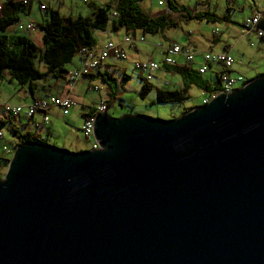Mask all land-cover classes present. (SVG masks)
Listing matches in <instances>:
<instances>
[{
	"label": "water",
	"instance_id": "water-1",
	"mask_svg": "<svg viewBox=\"0 0 264 264\" xmlns=\"http://www.w3.org/2000/svg\"><path fill=\"white\" fill-rule=\"evenodd\" d=\"M108 107L96 148L13 146L0 264H264V73L171 119Z\"/></svg>",
	"mask_w": 264,
	"mask_h": 264
},
{
	"label": "trees",
	"instance_id": "trees-1",
	"mask_svg": "<svg viewBox=\"0 0 264 264\" xmlns=\"http://www.w3.org/2000/svg\"><path fill=\"white\" fill-rule=\"evenodd\" d=\"M29 0H2L0 5V78L7 75L25 93L35 99V93L43 88L41 81L47 77L53 79L64 78L67 72L65 66L80 53V49H94L96 40L93 35L95 31H114L122 28L125 31L139 30L143 34H155L164 26H171L165 17H149L138 5L137 0H108L102 5L89 3L91 12L89 16L77 14L62 15L57 9L45 5L43 16L34 25L40 33V45L35 44L23 33L8 32L7 28L19 19V14H25ZM164 5L173 10L170 0H164ZM195 19L209 20L208 13L194 14ZM166 67L177 73L181 78V85L177 88H155V103L180 104L187 98V91L191 85H195L202 95L218 91L220 81L218 73H212L205 79L195 81L194 75H199L190 67L184 65H166ZM262 73H258V76ZM92 76L91 74H88ZM86 75V76H88ZM245 78V82L254 78ZM141 77V76H139ZM103 81L113 79L101 77ZM125 80V75L121 76ZM138 95H143L150 89V80L145 81L142 77ZM114 81V80H113ZM244 82V83H245ZM114 84V83H113ZM111 89V86L108 85ZM108 103V102H107ZM106 104V103H105ZM196 105H188L179 110V114L186 112ZM92 107L87 113H92ZM178 114V115H179ZM81 117L86 115L82 112ZM177 115V116H178ZM8 131L18 142L47 143V140L28 131L17 132L10 124ZM7 157H0V168H5Z\"/></svg>",
	"mask_w": 264,
	"mask_h": 264
},
{
	"label": "rangeland",
	"instance_id": "rangeland-1",
	"mask_svg": "<svg viewBox=\"0 0 264 264\" xmlns=\"http://www.w3.org/2000/svg\"><path fill=\"white\" fill-rule=\"evenodd\" d=\"M48 5L52 9H57L58 12L64 16L72 15L75 16L80 14L82 16H89L91 12V7L88 5L89 3H93L94 5H102L108 0H47ZM187 0H180L183 5H187ZM226 0H208V17L211 20H207L204 18L201 19H189L188 23L185 26V30L189 32L186 34L185 43H187V39L189 44H185L183 46L187 48L195 47L199 50H206L208 51L207 43L211 40L218 39L215 42L214 47H218L224 41V38L229 41V43H233V50L230 52V55L235 60L237 64L240 75L245 77H251L255 73H262L264 71V34L262 36H258L256 32H250V34L243 35L239 32L240 26H238V22H231L229 25V29H225L224 27L225 22L223 20L217 21L216 15L219 13L222 4ZM232 1L236 5L244 4V0H227ZM247 3L253 2L256 7L263 8L264 7V0H245ZM148 0H143L141 5L146 7ZM195 1L191 0L188 3L192 6ZM42 4V2H38V5ZM196 9L199 12L201 6H204V2H196ZM34 5V4H33ZM35 6V5H34ZM233 8L237 6H232ZM247 8V7H246ZM236 9V8H235ZM239 9V8H237ZM225 9H223L224 11ZM147 11V8L146 10ZM247 9H244L246 12ZM42 13V12H41ZM236 13L240 15V11L236 10ZM27 19V16H26ZM30 20V19H27ZM27 20L20 21L24 26ZM39 20V14L36 11L33 14L31 19L32 22H36ZM40 21V20H39ZM16 27V23L13 25L8 26L7 31H13ZM33 30V31H31ZM179 31V29H176ZM23 32H26L28 35H31L30 38L34 39V32L36 29H22ZM94 37L98 38V31L93 33ZM158 35L155 34H144L145 41H137L138 44H145L147 40L154 38L156 39ZM35 40V39H34ZM38 45H40V41H35ZM181 45V44H180ZM206 47V48H205ZM141 57L137 60H147L148 57L144 54H140ZM153 56H156L154 61H157L158 58V49H155ZM198 57V56H195ZM200 58V57H199ZM76 57L72 59V63H74ZM150 60V59H148ZM117 62L124 67V73L126 75L125 80H119V74H113L110 76L111 79H107V81H103L102 79L92 78L90 79L89 89L85 87L84 83L78 82L76 85L72 87L71 92H69V98L77 103L76 107H72L69 109V115L65 118H55L52 115L50 117L53 121H55V125L52 127L51 135L49 136L48 143L54 145H61L62 143H67L64 141L72 140L73 142L78 145L79 149L85 150L89 149L90 142L85 140L82 132L80 131V127L82 124V119L79 116V112L87 111L89 107L93 106L99 100H104L105 98V90L108 85L111 86L112 91L114 92L116 88H118L122 94V98L118 101H114L108 107V114L111 117H118L124 113H134L140 115H147L150 117H156L161 119H171L176 117L179 114V109H183L188 105H199L201 101V93L200 90L195 86L191 85L187 91V98L180 104H166V103H155L154 96H155V82L156 78H152L149 81L150 89L140 97L138 95L139 88L143 83L141 77H139L138 73L134 70V60L131 59H119ZM71 64H67L65 66L66 69L71 67ZM159 63V62H158ZM240 63V64H238ZM189 67V66H186ZM204 75H194L193 79L195 81L203 79ZM173 81H178L180 76L175 73L172 74ZM168 79V78H167ZM47 82L53 83L56 79L53 78H46ZM62 79L59 78L56 83L52 86V93H54L58 88L63 85ZM114 80V81H113ZM171 80V79H169ZM67 83V81H66ZM114 83V84H113ZM121 84V88L115 86L116 84ZM95 85L98 89H92V86ZM176 85V84H174ZM68 86V85H67ZM180 86V85H179ZM178 84L175 86L176 88L179 87ZM19 86L12 81V83H8V81L3 82V87L0 89L2 92V99L1 101H10L11 98L15 96L13 94L14 89L18 88ZM171 88V84L168 85ZM104 102V101H103ZM107 103V102H105ZM60 114H62L61 110L58 109ZM138 112V113H136ZM65 115V114H63ZM57 122V123H56ZM3 137L0 139V157H7L11 156L13 151L12 143L13 141L9 142L12 139V135L8 131L6 127L2 128ZM18 143V140L16 139ZM5 168H0V177H2Z\"/></svg>",
	"mask_w": 264,
	"mask_h": 264
},
{
	"label": "crops",
	"instance_id": "crops-1",
	"mask_svg": "<svg viewBox=\"0 0 264 264\" xmlns=\"http://www.w3.org/2000/svg\"><path fill=\"white\" fill-rule=\"evenodd\" d=\"M2 0H0L1 2ZM143 0H137L138 5L143 9V11L151 18H155L158 16H163L165 17L166 22L170 23L171 26H164L160 31H158L157 33H155V35H158V37L156 39L151 38L149 40H147V43L145 44H138L137 40L133 42V44H127L125 42H123V37L124 36H142L143 37V41H145L144 38V34L141 33V31L139 30H135V31H125L122 28H118L114 31H110V30H106V31H98V38L95 37L96 40V45L94 47V50H97L98 48H100L103 43L106 40H112L113 42L120 44L122 46V48L124 49L125 52V57L122 59H131L132 61H137L138 58L141 57L140 54H144L146 55V57H148L147 59L150 60H155L156 56H153V53L155 51V49H158V58L156 62H161L162 59V52L164 50V48L171 44V43H177V44H181L184 45L185 43V38H186V34H188L189 32H187L185 30V26L188 23L189 19H195L194 14H200L203 12H207L210 11L208 9V0H193L196 2H204L205 5L201 6L199 9V12H197L196 9V4L194 3L192 6H190L188 3H190L191 0H187V5H183L180 0H170L172 7H174L173 10H169L167 8L166 5H162L159 6L156 4L155 0H148V3L146 4V7H143L141 5V2ZM38 2H42L45 5H48V1L47 0H29V4L27 6V10L25 14H19V19L17 22V24H20L23 20H27L28 22L32 23V28L36 29L37 31L34 32V39H32V37L30 38V36L32 35H28L26 32H23L22 30L18 29L17 27L14 28L13 31L10 32H18V33H23L25 34L27 37H29L35 44H37L35 41H40V33L37 29V27L34 25H36L37 22H39V20L41 19V17L43 16V11H41L38 8ZM244 4L242 5H236L235 3H233L232 1H224V3L222 4V7L219 11V13L216 15V19L217 21L223 20L225 22V29H229V25L231 22L235 21L238 22V26H240L239 28V32L243 35H247L242 28V23L243 20L245 18H247L249 15L252 14V12L256 9H259V7H256V5L253 2L247 3L244 0ZM35 6H34V5ZM232 6H237L235 8H233ZM247 7V8H246ZM147 8V11H145ZM239 8V9H237ZM223 9H225L223 11ZM244 9H247L246 12H244ZM237 11H240V15H238L236 13ZM38 12L39 14V20H36V22H32L31 19L33 17V14L35 12ZM27 16V19H26ZM209 20H211V18H209ZM27 23V22H25ZM24 23V24H25ZM176 29H179L176 30ZM33 31V30H31ZM250 34V33H248ZM218 39L214 40H209L207 43L208 46V51H221V52H227L228 54H230V52L233 50V43H229V41H227V39L224 38V41L221 45H219L218 47H214L215 42H217ZM185 44H189V41L187 39V43ZM38 45V44H37ZM206 48V47H205ZM191 49H193L194 51H196V55L198 57H193L192 61L190 63H188L187 66H189L192 70L195 71V68L197 67V64L200 61V55L199 53L202 51H206V50H199L196 49L195 47H191ZM80 55L78 54V56H76V60L74 63H72L71 67H75L78 66L80 63ZM120 59V58H119ZM175 61H176V65H181L184 61V58L182 55H175L174 57ZM118 58L113 57V56H108L106 57L103 61H101L96 68L90 73L92 76L88 75V76H84L81 79H79L78 81H75L74 83L71 84V86H67L66 83V79H65V74H64V78H61L64 83L63 85L58 88L54 93H52V86L54 83H56V81H58V79H56L53 83L47 82V80H43L40 82V84L44 85L43 88L41 90L38 91V93H35L34 96L36 98H41V97H45L48 95H62V94H68L69 92H71L72 87L74 85H76L78 82L84 83L85 87L89 89V84H91L90 79L92 78H98L101 79V77H110L113 76V74H119V80L121 79V76L124 73V67L122 65H120L117 62ZM70 63V64H71ZM240 64V63H238ZM212 69L217 68V66L212 65L211 66ZM67 69V71L69 70ZM172 74H175V72L170 71L166 65H160V68L157 69L150 80H152V78H156V82H155V88H169L168 85L169 83L171 84V88H176L175 86L181 85V78L178 81H173V77ZM210 74H212V72H210V70H207L204 74H199V75H204L203 79H205L206 77L210 76ZM231 74H240V70L237 66V64L235 63V60L233 62L232 68H231ZM257 73H255L253 76H255ZM139 75V74H138ZM140 76V75H139ZM251 76V77H253ZM126 78V75H125ZM168 78V79H167ZM245 78H250V77H245ZM171 79V80H169ZM4 81H8V83H12L13 80H9L7 78V75H4L2 78H0V89L3 87V82ZM116 84V83H115ZM176 84V85H174ZM115 86H118L121 88V84L119 83L118 85L116 84ZM201 93V92H200ZM14 96H15V100L14 98H11L9 103H14V104H20L22 106H25L27 104H29L32 100L31 98L27 95V93H25V91L21 88L18 87L16 89H14L13 92ZM2 92L0 91V99H2ZM203 97L202 93H201V98ZM122 98V94L120 92V90L118 88L115 89V91L113 92L112 89H110L108 86L105 90V98H104V103H106L108 106L113 103L115 100L119 101ZM3 102H8V101H1L0 103ZM95 105V104H94ZM94 105L91 106L92 109L94 110ZM58 107H49L46 112L45 115L48 117V123L47 125H41L40 124V117H41V113L40 112H36L32 119H27L25 118L22 114H19L16 118H13V120L11 121V125L12 127L17 131V132H24V131H28L30 133H33L37 136H40L42 138H44L45 140H47L48 143V139L49 136L51 135V129L52 127L55 125V121L52 120V118L50 117V115H52L55 118H65L66 116L68 117L69 115V111L67 114L63 115L60 114ZM180 110V109H179ZM85 112L86 114H88V110L87 111H81L79 112V116L81 117V113ZM138 113V112H136ZM85 116V115H84ZM84 117H81L82 121H83ZM57 123V122H56ZM9 123H6V127ZM5 127V126H4ZM80 129V128H79ZM11 134V133H10ZM12 135V139L9 141H14L16 140V138L13 136L14 133L11 134ZM67 143H62L61 145H56L58 147L61 148H66L68 150L71 151H79L82 149H79L78 145H76L75 142H73L72 140H68V141H64Z\"/></svg>",
	"mask_w": 264,
	"mask_h": 264
},
{
	"label": "built area",
	"instance_id": "built-area-1",
	"mask_svg": "<svg viewBox=\"0 0 264 264\" xmlns=\"http://www.w3.org/2000/svg\"><path fill=\"white\" fill-rule=\"evenodd\" d=\"M25 1V0H24ZM156 4L159 6L164 5V0H155ZM1 5V2H0ZM38 8L44 9L43 3L38 5ZM264 13V7L256 9L243 20L242 28L243 31L248 34L250 32H256L258 36H262L263 33L255 29V24L260 16ZM16 27L20 30L23 28H32V23L27 22L24 24H17ZM142 41V36H124L123 42L127 44H133L134 41ZM80 63L78 66L70 68L65 73V79L67 85L70 87L72 83L78 81L82 77L90 74L96 66L103 61L108 56H113L116 58H124L125 52L120 44L113 42L112 40H106L103 45L97 50L84 49L81 48L79 51ZM182 55L184 61L181 65L187 66L196 55V51L191 48H187L183 45L177 43H171L167 45L162 52L161 62H156L154 60H137L134 62V70L145 80L151 79L153 73L160 68V65H176L174 59L175 55ZM200 61L195 68L198 74H204L207 70L212 73H218V78L220 81V89L218 91L204 94L201 98L200 104L206 103L211 97L218 93L230 92L232 89L237 88L244 84L245 78L240 74H231V68L233 65V58L227 52L221 51H202L199 53ZM215 65L217 68L212 69L211 66ZM92 89H98L97 86L93 85ZM58 107L62 114H67L69 109L76 107L77 103L69 98L68 94L62 95H48L41 98L33 99L29 104L22 106L20 104H14L9 102L0 103V139L3 137L2 128L8 122L7 129H10V124L13 118H16L19 114H22L27 119H32L36 112L41 113L40 124L47 125L48 117L45 115L46 110L49 107ZM105 103L99 100L94 105V110L92 113H88L84 116L80 131L85 140L90 142L89 149L97 147L96 141L93 139L91 124L94 118V114L100 112L104 109ZM16 140L13 141L12 146L16 145Z\"/></svg>",
	"mask_w": 264,
	"mask_h": 264
}]
</instances>
